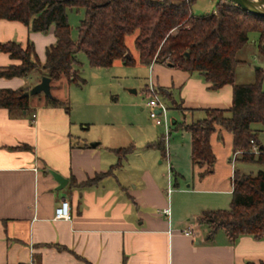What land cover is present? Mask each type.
Here are the masks:
<instances>
[{
	"label": "crops",
	"instance_id": "crops-1",
	"mask_svg": "<svg viewBox=\"0 0 264 264\" xmlns=\"http://www.w3.org/2000/svg\"><path fill=\"white\" fill-rule=\"evenodd\" d=\"M252 40L257 44L259 34ZM8 42L24 48L32 44L44 63L56 37L53 28L47 33L33 32L23 23L2 20L0 43ZM18 64L0 53V70ZM142 67L148 80L146 92L150 96L153 90L158 92L169 107L168 118L174 112V125L204 119V110L233 106L232 85L212 90L198 73L159 63ZM256 69L251 81L236 79V83H252ZM41 76L34 70L26 77H0V91L31 90L41 82ZM64 83L69 81L51 83L52 97L64 105L54 106L42 94L29 97L28 112L0 108V264L264 262V240L241 236L231 241L220 230L209 241L208 228L199 222L203 212L231 205L237 162H244L242 154L234 150L231 132L216 128L210 140L216 163L207 175L199 177L207 167L194 166L192 136L182 127L175 126L176 136L170 138L171 129L166 139V133L125 123L107 130L99 141L89 142L81 133L87 127L79 128L71 110L66 109L63 100L67 96L60 86ZM256 129L264 132L261 126ZM162 136L165 155L156 147ZM132 146L135 150L122 161L113 151ZM120 162L113 173L86 185ZM49 169L68 179L64 189H58ZM63 200L71 204L69 221L55 219V210ZM167 208L170 215L164 213ZM187 231L193 235H186Z\"/></svg>",
	"mask_w": 264,
	"mask_h": 264
},
{
	"label": "trees",
	"instance_id": "trees-1",
	"mask_svg": "<svg viewBox=\"0 0 264 264\" xmlns=\"http://www.w3.org/2000/svg\"><path fill=\"white\" fill-rule=\"evenodd\" d=\"M195 0H0V21H15L33 32L47 33L52 28L54 45L41 63L34 46L25 48L16 42L0 43L5 53L18 65L0 70V77H26L36 68L52 81L79 79L77 54L87 55L92 68H111L116 60L133 64L128 53L126 37L136 34L135 45L139 62L168 65L190 73L200 74L212 90L226 85L234 88L233 106L229 110H204L206 117L197 122L175 124L192 136V162L204 167L207 175L216 163L211 136L217 127L231 132L234 150L242 152V160L264 165V150L258 141L256 126L264 128V18L254 16L231 0H219L217 11L204 17L192 14ZM85 10L78 27V39L71 36L69 12ZM259 34L258 54L263 67L256 69L255 79L249 84L236 83V71L242 64L238 53L250 43V35ZM29 89L1 90L0 108L30 111L29 98L22 95ZM166 90L159 93L166 96ZM54 106L64 102L49 97ZM181 112L186 110L177 106ZM69 110V107L66 106ZM165 137L156 147L165 155ZM260 148L255 154L254 146ZM135 148L113 150L120 161ZM121 162L108 173L99 174L86 185H94L113 173ZM73 181V180H72ZM232 202L229 209L205 211L199 222L208 228L206 239L211 241L223 230L231 241L241 236L264 240V171L251 175L236 170ZM89 264V263H87ZM248 264H256L249 262ZM264 264V262L260 263Z\"/></svg>",
	"mask_w": 264,
	"mask_h": 264
},
{
	"label": "rangeland",
	"instance_id": "rangeland-1",
	"mask_svg": "<svg viewBox=\"0 0 264 264\" xmlns=\"http://www.w3.org/2000/svg\"><path fill=\"white\" fill-rule=\"evenodd\" d=\"M218 2L219 0H195L192 5V14L195 17H204L215 13ZM84 15V9L69 12L73 40L78 39V27L84 19ZM251 35H257V33ZM252 36L251 42L238 53V59L242 61V64L237 69L236 79L244 81V83L251 81L253 68L261 67L257 58L258 46L252 44ZM135 39L136 34L126 37V46L128 53L134 60L133 64L116 60L111 68H92L87 55L80 52L76 56L79 62L77 66L79 79L69 82V84L60 85L61 91L67 96L63 101H66L65 104L69 107V111L71 110L75 121L80 125L79 128L87 127L81 133L89 142L99 141V139L106 137L107 130L110 128L112 130L113 127L125 123L128 127L132 125L131 123L140 124L146 129L153 128L160 134L166 133V128L156 125L149 116L150 109L147 103L151 96L145 90L148 80L141 69L143 67L139 62V52L136 49ZM39 72L41 77L46 74L41 67L35 69L36 74ZM133 90H137V94H132L131 91ZM35 97L37 96H30V98ZM173 113H169V123L172 130L176 129L173 124L174 116H171ZM175 134V130L172 131L171 136L169 135L170 138H174ZM259 138L264 143V132L259 133ZM163 164L167 165V162L165 161ZM237 168L241 172L251 175H257L260 170L264 171V165L242 161L237 162ZM166 178L168 179V177Z\"/></svg>",
	"mask_w": 264,
	"mask_h": 264
},
{
	"label": "built area",
	"instance_id": "built-area-1",
	"mask_svg": "<svg viewBox=\"0 0 264 264\" xmlns=\"http://www.w3.org/2000/svg\"><path fill=\"white\" fill-rule=\"evenodd\" d=\"M147 106L150 109V118L153 120V122L158 126H164L166 128V139H168V136L171 132V127L169 123V118L167 116L168 113V107L163 102V100L160 98L158 92L155 90L152 91V96L150 97ZM260 148L259 146H254V153L259 154ZM164 213L166 215H170V209H165ZM72 213H71V204L67 200H63L61 204L56 208L55 210V219L56 220H71ZM186 235L192 236L193 232L187 231Z\"/></svg>",
	"mask_w": 264,
	"mask_h": 264
},
{
	"label": "water",
	"instance_id": "water-1",
	"mask_svg": "<svg viewBox=\"0 0 264 264\" xmlns=\"http://www.w3.org/2000/svg\"><path fill=\"white\" fill-rule=\"evenodd\" d=\"M233 3L241 7L244 11L257 16L264 18V0H231ZM52 79L44 76L41 79V82L34 86L30 91L25 92L22 97L29 98L30 96H38L44 94L47 97L52 96ZM134 94L137 93L136 90L131 91ZM263 149V147H262ZM49 173L53 175L56 181L59 183L58 189H64L68 184V179L64 178L62 175L58 174L57 172L49 169Z\"/></svg>",
	"mask_w": 264,
	"mask_h": 264
}]
</instances>
